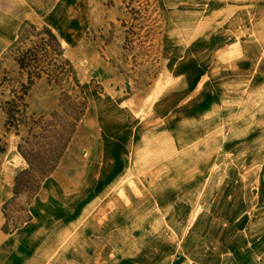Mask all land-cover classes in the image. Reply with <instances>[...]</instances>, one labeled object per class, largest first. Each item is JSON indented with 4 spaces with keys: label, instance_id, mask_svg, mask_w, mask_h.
<instances>
[{
    "label": "rangeland",
    "instance_id": "obj_1",
    "mask_svg": "<svg viewBox=\"0 0 264 264\" xmlns=\"http://www.w3.org/2000/svg\"><path fill=\"white\" fill-rule=\"evenodd\" d=\"M180 2L0 0V264H46L54 258L51 253L61 254L62 249L70 248L63 245L67 242L64 237L93 225L85 221L88 214L70 221L75 209L68 207L67 192L63 191L67 185L61 182L70 160L64 158L69 151L88 154L95 145L87 137L108 135L111 129L100 125L111 120L142 123L138 128L113 129L117 134L131 132V136L134 130L136 135L139 131L136 138L142 147L131 161L136 174L107 191V200L124 204L128 199L156 198L158 191H140L136 180L157 183L168 178L158 174V168H193L209 160L211 154L215 169L221 173L223 168L230 169V183L238 180L233 171L246 168L251 169L245 175L246 184L264 185V89L262 101L258 98L255 102L249 79L226 86L230 95L241 98L234 103L231 99L227 112L220 115L224 126L187 128L183 133L195 140L187 143L183 135L181 154L158 156L164 144L154 140L158 129L153 125L158 121L147 109L157 99V93L153 94L157 87L164 88L167 81L157 84L156 66L142 57L157 55V16L164 13V7L168 16L182 12L177 7ZM183 2L191 3L188 10L197 14L196 1ZM254 3L257 1H247V5ZM260 3L256 9L261 10L264 24V0ZM116 59L122 60L120 66ZM227 62L222 60L223 65ZM117 71L126 72L127 79L123 73L124 78L117 80ZM143 85L152 86L153 96L139 94ZM216 119L208 117L206 121L215 123ZM199 139L203 142H197ZM103 147L98 143L97 151ZM175 177L184 181L187 176ZM226 180L221 174L213 183ZM201 194L187 191L180 198L194 204L207 199ZM252 199L247 195V208L264 206ZM128 210L136 209L120 204L102 210L95 230L109 232L117 227L121 231L125 226L111 221ZM259 213L264 215V210ZM26 252L30 255L24 260L21 254Z\"/></svg>",
    "mask_w": 264,
    "mask_h": 264
},
{
    "label": "crops",
    "instance_id": "obj_2",
    "mask_svg": "<svg viewBox=\"0 0 264 264\" xmlns=\"http://www.w3.org/2000/svg\"><path fill=\"white\" fill-rule=\"evenodd\" d=\"M194 1L198 6L197 14L191 13L188 10L191 3L183 0L177 4L182 12L168 16L163 8L164 13L157 16V55L142 57L146 63L156 66L157 84L164 79L167 81L164 88L158 90L157 87L158 92L153 93L151 85H143V90H139L145 97L158 95L147 110L153 112L158 121L153 125L158 129L154 140L164 144L159 157L175 158L181 154L183 135L187 143L195 140L183 130L221 125L219 117L227 112L231 99L234 103L241 98L230 95L226 89L230 83L249 79L254 87L255 102L258 98L262 101L264 24L261 10L256 9L261 0H252L257 1L253 5H247L249 0ZM223 59L228 60L226 65L222 64ZM116 61L120 66L122 60ZM123 73L127 79L126 72L118 71L116 79L124 78L121 77ZM244 97L245 92H242V101ZM208 117L218 121L209 123ZM262 117L264 121V111ZM134 123L111 120L108 125L100 126H108L111 130L142 126V123ZM111 130L103 137H87L95 145L90 147L92 150L88 154L71 151L65 154V160H74H68L67 169H63L67 173L61 181L62 186L67 185V190L63 191L67 192L68 207L75 209L70 221L73 218L80 220L88 214L85 221L93 225L64 237L67 242L63 245L69 244L70 248L62 249L61 254L51 253L54 258L46 264H264V215L259 213L264 206H246L247 195L255 203L264 204V185L246 184L245 175L251 169L233 171L238 180L230 183V169L223 168L222 173L215 169L211 163L215 156L211 154L209 160L201 161L193 168L182 170L177 167L166 171L158 168V174L168 178H161L157 183L136 180L138 190L144 192L151 188L158 191L156 198L128 199L124 204L107 200L104 198L107 191L117 189L121 179L136 174L131 161L142 147L137 139L139 131L136 135L134 130L131 136L128 131L117 134ZM98 143L101 149L105 145L103 151H97ZM221 174L227 177L226 182L214 184V177ZM175 176L187 177L183 181ZM187 191H201L207 199L194 204L181 200V193ZM120 204L136 209L128 210L119 218L117 215L112 217V224L125 227L120 228L121 231L117 227L109 232L95 230L101 211ZM21 255L27 260L30 254Z\"/></svg>",
    "mask_w": 264,
    "mask_h": 264
}]
</instances>
